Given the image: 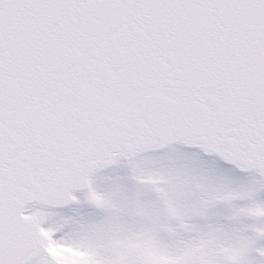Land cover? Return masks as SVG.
I'll return each instance as SVG.
<instances>
[{
	"label": "snow or ice",
	"instance_id": "1",
	"mask_svg": "<svg viewBox=\"0 0 264 264\" xmlns=\"http://www.w3.org/2000/svg\"><path fill=\"white\" fill-rule=\"evenodd\" d=\"M0 264H264V0H0Z\"/></svg>",
	"mask_w": 264,
	"mask_h": 264
}]
</instances>
